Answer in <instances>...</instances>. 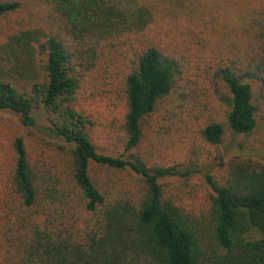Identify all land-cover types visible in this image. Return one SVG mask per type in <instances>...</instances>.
Returning a JSON list of instances; mask_svg holds the SVG:
<instances>
[{"label":"trees","instance_id":"obj_1","mask_svg":"<svg viewBox=\"0 0 264 264\" xmlns=\"http://www.w3.org/2000/svg\"><path fill=\"white\" fill-rule=\"evenodd\" d=\"M1 46L24 76L0 67V110L32 143L0 191V264H264V161L220 149L264 135V0H0ZM181 136L211 162L158 163Z\"/></svg>","mask_w":264,"mask_h":264},{"label":"rangeland","instance_id":"obj_2","mask_svg":"<svg viewBox=\"0 0 264 264\" xmlns=\"http://www.w3.org/2000/svg\"><path fill=\"white\" fill-rule=\"evenodd\" d=\"M120 1L123 2L127 8H135L136 5H144L150 0ZM227 17H231V15L227 14ZM2 46L0 47V53L3 51ZM4 58H0V67L2 68V72H11L22 79L24 76V74H22V68L17 64L12 65L11 62L8 61V57L5 56ZM112 105L111 101L107 99H98L97 102H93L92 99H90V101H86V107L88 110L93 113L101 114L103 116V120L106 121L107 119L109 122L119 115L121 110H123V106H120L117 109ZM109 122L104 124L109 125ZM46 123L45 118L39 120L40 125H45ZM38 132L41 136L47 139H53V137L46 130L40 129ZM114 134V131L110 130V128H107L104 125L98 126L95 134V143L97 144L100 152L112 155H119L123 152V147L120 144L115 143L116 137ZM261 134L262 132L256 134V141H254V139L246 138L243 134L229 130L220 146V149L227 157L242 154L264 161V135L261 136ZM19 135H25V142L27 146L30 147L32 139L24 131L18 115L11 111L0 110V191L3 189L5 184L7 172L15 153L13 145L14 140ZM151 137V130L148 129L143 149L149 145ZM191 142L193 141H187L181 136L173 146L171 145L169 148L161 149L160 154L156 155V161L161 164H170L175 161H189L193 159L202 166L209 164L216 152H214V150L216 149L206 144L205 149H203V153L197 156H192L190 152L192 149V145L190 144ZM201 179V177L195 178L197 182H201Z\"/></svg>","mask_w":264,"mask_h":264}]
</instances>
